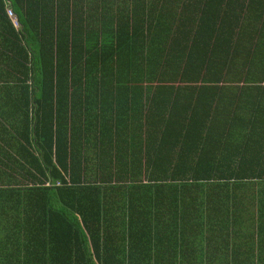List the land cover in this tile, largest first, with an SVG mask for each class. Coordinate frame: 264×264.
<instances>
[{
	"label": "trees",
	"instance_id": "obj_1",
	"mask_svg": "<svg viewBox=\"0 0 264 264\" xmlns=\"http://www.w3.org/2000/svg\"><path fill=\"white\" fill-rule=\"evenodd\" d=\"M164 2L0 0V264H264V105L255 96L239 117L253 128L232 123L215 142L213 127L186 126L167 144L170 115L158 110L169 96L157 90L203 83L217 104V83L240 80L227 66L182 77L166 31L181 18ZM230 2L193 14L213 40L218 26L235 38ZM166 146L181 168L164 170Z\"/></svg>",
	"mask_w": 264,
	"mask_h": 264
},
{
	"label": "crops",
	"instance_id": "obj_2",
	"mask_svg": "<svg viewBox=\"0 0 264 264\" xmlns=\"http://www.w3.org/2000/svg\"><path fill=\"white\" fill-rule=\"evenodd\" d=\"M165 1L164 5H162L166 9L167 14L178 15L172 21H177L178 17L181 18L179 22L175 21L176 23L168 24L169 26L166 28V31L172 34L175 39L174 44L169 42L167 44V48L169 49L167 57L171 58V60H176L175 62L179 64V67L183 65L188 66L187 69H184L182 77L189 80H194V78L205 79L206 75L215 77V75L226 74V71L229 70V80H240L239 83H217V85H224L215 90L219 98L217 104H215V100L213 101L209 97L213 94V89L206 88V86H203V83L199 87V83H195L194 86L193 84H189L190 88H175L173 86L169 90V93H167V90H157L155 94L161 95V93H166L169 96L167 103L161 104V108L158 110H163L164 117L170 115L172 129H169L168 135L166 134V142L170 146L175 137L172 131L186 126L193 128L202 127L204 132L213 127L214 130L208 132V135L210 140L213 138L212 141L216 142L218 141L217 133H220V130L223 128L229 127L232 123L239 127L241 122H247V120L242 121L239 117H247L250 113V105L254 102L253 97L258 96L259 104L264 105V89L259 92L252 88L244 89L238 87L244 84L241 82L242 78L246 80H264V0H231L230 17L226 18L225 23L227 22V27L234 30L235 38L233 34L230 35L226 32L227 28L224 29V27L218 26L221 29L218 34L214 35V40L205 35L207 29L202 28L197 23L196 18L193 17V14L199 12L198 10L201 9L204 0ZM154 5L157 4H151V7L154 8ZM254 18L256 19L253 20ZM215 33H217V30ZM244 33L248 36L247 39L249 40L245 43H238V35ZM203 38L205 39V43H202ZM259 38L261 42L256 40ZM225 50L227 51V55L223 53ZM203 51H206L207 55H202ZM150 57L152 59L157 58L154 56ZM180 57L182 59L178 61ZM226 66L228 70H226ZM170 71V68H167L166 63H164L162 72L166 75H163L166 79L177 76L176 72L171 73ZM246 87L249 86L246 85ZM154 92L152 90L149 94L152 95ZM234 96H239V98H232ZM161 99L156 98L155 102L157 105L160 104ZM207 104H209V108L211 109L217 106L219 110L216 113L222 115V117H218L216 121L215 116H212L211 112L207 113L209 109L207 108ZM153 110L159 114L156 109ZM205 114H207V118ZM231 117L235 118L234 122H231ZM208 120H211L212 123L209 124ZM153 125L151 124L150 127ZM247 126L248 128L255 127V125L248 124V122ZM208 135L204 138L208 139ZM158 138L157 142H159ZM192 139L195 138L192 137ZM169 146H166L164 154L165 163L162 166L164 170L171 171L173 165L181 168L179 160L183 159V162H186L187 159L178 157ZM205 158L207 159V157ZM159 171L163 172V169L160 168ZM159 171L157 174H160ZM144 173L145 175H149L146 171ZM178 173L187 174L184 172V168Z\"/></svg>",
	"mask_w": 264,
	"mask_h": 264
},
{
	"label": "built area",
	"instance_id": "obj_3",
	"mask_svg": "<svg viewBox=\"0 0 264 264\" xmlns=\"http://www.w3.org/2000/svg\"><path fill=\"white\" fill-rule=\"evenodd\" d=\"M4 14H5V17L6 19L9 21L11 27L14 29V30H18L19 29V24H18V21L15 17V15L13 14L11 8L8 6L7 3H4ZM54 187L55 186H59V182H55L54 184H52ZM45 187H49L50 184L49 183H45L44 184Z\"/></svg>",
	"mask_w": 264,
	"mask_h": 264
}]
</instances>
